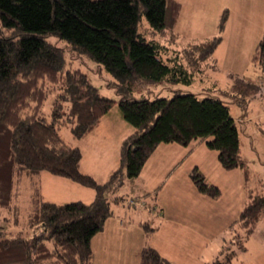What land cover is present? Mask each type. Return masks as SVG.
Returning a JSON list of instances; mask_svg holds the SVG:
<instances>
[{"label": "trees", "instance_id": "16d2710c", "mask_svg": "<svg viewBox=\"0 0 264 264\" xmlns=\"http://www.w3.org/2000/svg\"><path fill=\"white\" fill-rule=\"evenodd\" d=\"M175 4L172 0H0V208L17 214L18 188L24 179L33 181L41 173L95 192L90 203L58 204L31 191L26 226L12 233L0 225V264H93L91 240L112 215L105 194L114 177L124 175L117 170L109 181L99 184L80 172V150L63 139L60 128L70 121L72 137L85 139L115 104L133 129L120 149L126 178L139 175L158 145L187 147L199 141L216 152L222 169H242L245 186L250 184L227 103L191 93L152 100L132 97L134 83L187 86L194 81V72L181 56H168V45L137 31L144 17L152 35L171 32L178 20ZM226 22L227 12L218 25L220 36L186 44L185 53L197 51L202 60L213 56ZM51 37L66 43L68 49L51 43ZM65 48L78 57L85 55L109 73L118 100L100 95L81 69H73ZM251 63L264 74V35ZM241 86L246 92L237 85L226 92L245 105L248 94L259 88L249 82ZM52 91H56L55 100L50 114H45L42 106ZM190 179L200 194L213 200L220 197V190L205 182L196 168ZM247 190L248 200L238 221L248 235L264 211V194ZM138 264L170 263L145 246ZM215 264H229V260Z\"/></svg>", "mask_w": 264, "mask_h": 264}, {"label": "rangeland", "instance_id": "374dc122", "mask_svg": "<svg viewBox=\"0 0 264 264\" xmlns=\"http://www.w3.org/2000/svg\"><path fill=\"white\" fill-rule=\"evenodd\" d=\"M175 3L179 10L178 20L171 32L165 30L162 34L152 35L144 17L139 21L137 31L147 39L154 38L168 45L170 47L168 56H181L194 72V81L187 86L166 82L134 83L132 97L152 100L171 98L174 93H191L200 98L212 97L227 103L230 115L237 125L241 159L246 162L250 172L249 186L264 194V74L251 61L245 65L243 59L249 45L246 41L231 42L229 50L228 43L222 42L223 34L216 49L219 62L215 63L213 56L202 60L199 58V52L184 51L186 44L189 46L199 43V41L186 43L189 37L205 40L221 35L218 25L228 10L226 4H229V0H182ZM49 40L60 48L66 46L68 49L66 43L55 37ZM67 49H64L66 59L72 63V68L81 69L100 95L117 101L119 97L115 88L111 86L115 83L113 77L85 55L78 57ZM228 53L229 61L235 59L238 62L233 67L234 72L236 74L243 72L245 78L231 72H224L225 75L218 72L221 70L220 63L227 61L225 57ZM246 82L255 84L259 89L256 93L248 94L245 105L247 106L248 101L252 102L244 110L246 106L244 104L238 106L235 102L236 97L226 91L237 85L236 88L241 90L240 92H246L241 86ZM53 87L50 86L49 89L54 90ZM55 96L56 91H52L42 106V112L50 114ZM239 120L241 123H238ZM71 127L72 123L65 121L60 128V135L66 142L80 150L83 158L79 164L80 172L90 175L99 184L109 181L117 170L124 175L123 178L118 175L114 177L113 185L105 194L112 213L107 220L122 222L125 227L129 224L133 228L139 223L144 228L147 223V226L153 229L152 232L155 231V227H159L152 234L151 243H155L174 264H215L227 260L229 264H264V211L255 222L251 234L247 235L238 221L244 207L242 170L222 169L217 162L216 153L206 149L204 144L191 143L187 147L160 144L144 163L139 176L129 179L125 177L120 166V149L122 142L133 129L122 119L116 104L87 138L74 139ZM149 160L154 161L155 165L150 164L146 169ZM173 160L174 164L168 166ZM198 163V172L205 182L220 190L221 195L218 199L213 200L200 195L192 184L190 174ZM143 170L145 171L141 176ZM33 190L43 200L58 204L75 201L90 203L95 196L93 189L66 178L41 173L33 181L24 179L18 188V195L14 200L17 204V214L13 211L9 214L7 210L0 208V225L11 232L26 226L31 204L30 194ZM171 221H178L182 225L177 228ZM151 229L147 231L151 233ZM171 231H174L175 235L179 233L173 236L175 239L169 238ZM129 237V234L117 235L115 239L117 248L124 247L126 242L129 243ZM178 237L180 239L177 242ZM170 241H176L180 247L172 249L168 245ZM124 250L125 248L123 252ZM94 252L100 262V252ZM101 252L104 257V251ZM118 259L126 263L121 251Z\"/></svg>", "mask_w": 264, "mask_h": 264}, {"label": "crops", "instance_id": "0c3cea01", "mask_svg": "<svg viewBox=\"0 0 264 264\" xmlns=\"http://www.w3.org/2000/svg\"><path fill=\"white\" fill-rule=\"evenodd\" d=\"M172 1H174V0H172ZM175 1H182V0H175ZM226 8L228 9L227 10L228 17H227V22H226L225 29L223 32L224 39L222 42L226 41L228 43V48L230 50V48L232 46V45H230V44H232L231 42L235 43V42L241 41V40L246 41V44H249V45H248V50L246 52V56L243 59V61H244L245 65H248V64H250L252 54L254 52V49H255L257 43L260 41L261 37L264 34V0H229V4L228 5L226 4ZM203 40L197 39L194 37H189V39L187 40L186 43H189V41H195V42L199 41L200 42ZM205 40H207V39H205ZM213 58L215 60V63L219 62L218 58L216 57V51L213 54ZM225 58L227 59V61L226 62L222 61V63H220V69L221 70L218 72H220L221 75H225L224 72H231V73H234L235 75H238L240 77L245 78V76H243V72L238 73V74H236L234 72L233 67L238 62L235 59H232V61H229L230 60L229 53ZM255 79H256V77H254L253 80H255ZM251 102H252V100L247 102V106L245 105L246 107L244 108V110H246V108L250 105ZM238 106H240V105L238 104ZM102 119H101V121H102ZM238 123H241L240 120L238 121ZM132 132H133V130H132ZM193 143H196L199 145L204 144L203 142H199V141H196ZM196 144H194V145H196ZM196 151H198V150L196 149ZM240 155H241V151H240ZM216 158H217V154H216ZM82 160H83V158H81L80 162H82ZM175 160L169 162L168 166L173 165ZM199 163L195 164L197 170H199ZM150 164L155 165V162L152 160H149V162L146 166L147 167L146 169H148ZM235 170H242V169H235ZM144 171L145 170H143V172L141 173V176H143ZM232 171H234V170H232ZM88 174H90V173H88ZM248 188H251V187L249 185L245 186L244 176H243L242 190H243V196H244V205L248 200V193H247ZM260 193H262V192H260ZM150 195H151V193H150ZM154 195H155V193L153 194V196ZM107 219L104 222L102 230L97 235H95L91 240L93 264H124L123 261L118 259L120 251L122 252L123 256L126 259L125 264H138L140 251L145 246L152 247L163 258H165L170 264H174L166 258V255L163 254L157 248L155 243H151V239L153 236L152 234L155 231H157L159 227H155V231L152 232L153 229L149 228L147 226V223H145L144 228L142 226H140V223L137 224L133 228L129 224L125 227V224L122 222H116L115 220H111V219L107 220ZM171 222L174 223L177 228H180V226L182 225V224L180 225V222H178V221H171ZM141 227H142V229H141ZM148 229H151V233L149 231H147ZM132 230H134V231L132 232ZM127 234H129V236H130L129 237V243L126 242L124 247L120 246L119 248H117L116 240H115L117 235L125 236ZM170 234L171 235L169 236V238L175 239L173 236H176L179 233H177L175 235L174 231H171ZM178 239H180V237L176 238L177 242H178ZM176 241H170V244L168 243V245H170L172 247V249H178L180 247V245L176 244ZM164 242L166 243V240H164ZM166 245H167V243H166ZM124 248H125V250L123 252ZM101 250L104 251V257H102ZM94 251L100 252V257H99L100 262L98 260V255H95Z\"/></svg>", "mask_w": 264, "mask_h": 264}]
</instances>
